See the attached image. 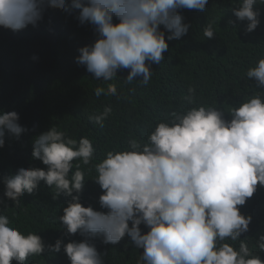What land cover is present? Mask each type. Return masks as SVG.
<instances>
[{
    "label": "clouds",
    "instance_id": "9594fccd",
    "mask_svg": "<svg viewBox=\"0 0 264 264\" xmlns=\"http://www.w3.org/2000/svg\"><path fill=\"white\" fill-rule=\"evenodd\" d=\"M258 3L264 5V0H239L232 9L238 20L248 22L247 32L260 24V12L254 8ZM207 4L208 0H0V27L12 31L35 27L49 7L69 13L79 10V23L93 25L99 38L79 49L76 62L96 80H114L119 70L126 69L127 84L138 81L147 86L151 65L161 64L169 41L189 31L180 10L204 11ZM202 30L207 39L216 34L209 22ZM245 75L264 89V58ZM188 92L185 99L194 106L171 112L147 142L131 137L126 149L108 151L99 163H93L95 148L87 137L74 139L57 126L35 137L32 157L47 168L21 167L5 177L4 196L18 206L25 193H34L44 181L54 189L53 199L71 196L64 214L56 219L67 234L79 232L85 239L67 244L57 239L46 245L37 232L25 233L0 212V264L13 260L26 264L46 248L60 252L62 245L71 264H105L107 253L99 252L91 241L101 237L103 244L115 245L125 235L143 249L137 264H264L247 238L241 239L252 221L241 206L258 186H264V91L227 108L230 120L219 107L195 106L194 86ZM94 94L119 98L113 83L107 89L96 87ZM111 113L106 106L88 119L103 128ZM19 120L17 111L0 110V147L6 133L19 138L27 131ZM90 164L88 171L95 169V181L103 190L100 206L107 211L80 201L86 181L81 165ZM142 223L150 229L146 233ZM254 247L264 251V234Z\"/></svg>",
    "mask_w": 264,
    "mask_h": 264
},
{
    "label": "trees",
    "instance_id": "16d2710c",
    "mask_svg": "<svg viewBox=\"0 0 264 264\" xmlns=\"http://www.w3.org/2000/svg\"><path fill=\"white\" fill-rule=\"evenodd\" d=\"M238 3L239 0H208L204 11L181 9L184 22L190 25L189 31L180 39L169 41L164 60L151 65L153 75L147 86L138 81L127 84L126 69L119 70L114 80H96L85 66L76 62L79 49L99 38L93 25L79 23L76 18L79 10L69 13L49 7L43 21L35 27L29 25L20 31L0 27V110L17 111L19 123L27 129L19 138L6 133L5 145L0 147V212L25 233L37 232L46 245H54L57 239L63 244L83 241L85 237L79 232L67 234L62 222L56 219L64 214L71 196L61 194L53 199L54 189L44 181L34 193H25L18 206L4 196L5 177L15 175L21 167L47 168L32 157L35 137L53 126L77 140L87 137L95 148L93 163H99L108 151L126 149L131 137L147 142L150 132L171 112L194 106L185 99L190 95V86L195 87V106L219 107L227 120L231 119L227 108L239 105L256 91H264L257 87L255 79L248 80L245 75L249 67L264 58V5L254 6L260 12V24L247 32L248 22L238 20L232 11ZM230 20L234 23L230 24ZM114 22H118L115 17ZM208 22L216 33L212 39L203 36L202 29ZM109 83L116 85L119 98L108 95L97 98L95 88L107 89ZM106 106L112 108V113L103 128L89 121L90 114L103 112ZM81 167L86 180L79 193L81 203L107 211L99 203L103 190L95 181V169L88 171L91 164ZM241 211L252 216L249 231L241 239L247 238L253 253L264 259V251L254 247L264 234V186L257 187ZM140 227L142 233L150 230L143 223ZM91 242L99 252L107 253L105 264H137L143 253L127 235L115 245L103 244L101 237ZM235 244L238 247L239 242ZM12 264L17 262L13 260ZM26 264H71V261L62 245L60 252L46 248L43 255L29 257Z\"/></svg>",
    "mask_w": 264,
    "mask_h": 264
}]
</instances>
